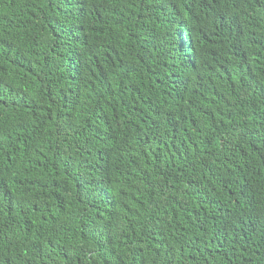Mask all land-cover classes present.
Here are the masks:
<instances>
[{
	"label": "trees",
	"instance_id": "trees-1",
	"mask_svg": "<svg viewBox=\"0 0 264 264\" xmlns=\"http://www.w3.org/2000/svg\"><path fill=\"white\" fill-rule=\"evenodd\" d=\"M0 264H264V0H0Z\"/></svg>",
	"mask_w": 264,
	"mask_h": 264
}]
</instances>
